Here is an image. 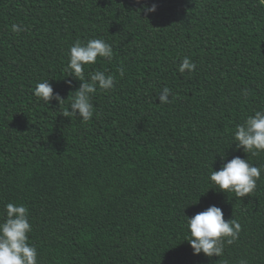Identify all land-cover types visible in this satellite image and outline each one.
<instances>
[{
    "label": "trees",
    "instance_id": "1",
    "mask_svg": "<svg viewBox=\"0 0 264 264\" xmlns=\"http://www.w3.org/2000/svg\"><path fill=\"white\" fill-rule=\"evenodd\" d=\"M92 38L114 54L85 78L115 86L83 123L62 115L81 84L65 69ZM45 79L62 104L34 96ZM262 109L264 0H0V222L9 202L28 209L38 264H264V171L243 198L208 179L237 156L264 167L232 138ZM213 205L239 237L220 258L194 255L186 219Z\"/></svg>",
    "mask_w": 264,
    "mask_h": 264
},
{
    "label": "clouds",
    "instance_id": "2",
    "mask_svg": "<svg viewBox=\"0 0 264 264\" xmlns=\"http://www.w3.org/2000/svg\"><path fill=\"white\" fill-rule=\"evenodd\" d=\"M136 2L141 3L142 0H136ZM156 9L155 3L150 7L147 5L143 7L145 13H154ZM12 31L18 33L23 31V28L14 24ZM113 54L112 45L103 38H92L86 43L77 41L70 47L65 76H71L81 81V84L76 91L72 92L74 96L69 100V106L62 113L63 116L79 117L83 123H87L93 118L92 96L97 90L113 89L115 77L97 70L90 72L86 79L85 66L95 64L98 58L111 60ZM195 69L196 64L187 56L182 59L178 67L180 73H184L185 70L191 73ZM66 83L71 86L72 81L67 80ZM33 94L37 100H42L46 104L51 100H56L59 104L65 101L58 93H54L48 79L38 82ZM171 95L170 88H163L158 95L159 102L161 104L171 103L169 99ZM69 107L71 111L68 110ZM232 138L236 149H243L246 154L257 156L264 152V109L256 111L254 115L248 116L242 124L236 125L232 132ZM221 159H224V154ZM262 171H264V167L254 166L249 163L248 159L245 160L237 156L223 163L218 171L212 169L208 178L213 185L210 188L219 192L234 193L235 197L243 198L255 191ZM184 227L186 233L184 240L189 242L193 254L203 253L209 258L222 257L225 245L235 242L241 231L240 223L233 218L225 220L222 209L215 205L191 218L187 217ZM31 231L28 209L23 204L7 203L5 219L0 222V264H38L37 249L28 243V234ZM239 264H246V261L241 260Z\"/></svg>",
    "mask_w": 264,
    "mask_h": 264
}]
</instances>
